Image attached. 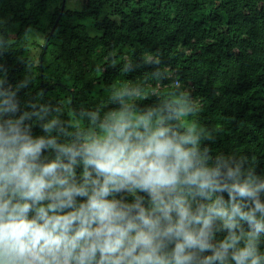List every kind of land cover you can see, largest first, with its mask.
<instances>
[{
  "label": "trees",
  "instance_id": "1",
  "mask_svg": "<svg viewBox=\"0 0 264 264\" xmlns=\"http://www.w3.org/2000/svg\"><path fill=\"white\" fill-rule=\"evenodd\" d=\"M61 8L58 0H0V125L23 117L19 126L30 138L78 148L77 134L98 128L109 112L129 105L141 113L159 110L175 97L186 122L196 125L197 166L219 171L222 181V191L210 199L196 195L195 186L191 195L185 190L191 210L217 198L242 211L264 206V0H84L81 9L66 7L61 15ZM33 30L47 35V48L30 39ZM35 46L41 47L38 59L31 54ZM120 88L142 96L113 99ZM53 120L46 133L44 125ZM41 154L58 153L46 143ZM245 184L255 196L233 192V185ZM139 196L148 207L149 194ZM236 219L237 248L254 239L264 255V229ZM209 229V243L219 250L230 230L219 219ZM214 254L205 250L192 264Z\"/></svg>",
  "mask_w": 264,
  "mask_h": 264
},
{
  "label": "clouds",
  "instance_id": "2",
  "mask_svg": "<svg viewBox=\"0 0 264 264\" xmlns=\"http://www.w3.org/2000/svg\"><path fill=\"white\" fill-rule=\"evenodd\" d=\"M125 95H131L125 88L112 92L113 99ZM141 96L135 93V99ZM185 118L175 97L143 113L125 106L109 112L98 128L78 133V148L30 138L19 126L23 117L6 120L0 125V264H192L209 249L215 254L200 264H261L264 255L254 239L237 248L241 236L231 230L237 217L256 232L264 229V206L257 202L254 210L242 211L240 204L225 206L217 198L191 210L185 190L191 195L195 186L196 195L210 199L222 191V181L219 171L197 166L196 125ZM55 124H45L44 131L50 134ZM46 143L58 153L54 158L41 159ZM140 192L149 194L148 207L141 206ZM233 192L256 194L248 184L233 185ZM213 219L230 230L219 250L209 243Z\"/></svg>",
  "mask_w": 264,
  "mask_h": 264
},
{
  "label": "rangeland",
  "instance_id": "3",
  "mask_svg": "<svg viewBox=\"0 0 264 264\" xmlns=\"http://www.w3.org/2000/svg\"><path fill=\"white\" fill-rule=\"evenodd\" d=\"M62 7L63 0H58V4ZM84 0H66V7L70 9H81L83 7ZM30 39L33 41H37L39 44H46L47 35L38 33L37 31L33 30L30 34ZM31 54L33 57L38 59L41 55V47L35 46L31 50ZM137 92V91H136ZM131 93V98H135V93Z\"/></svg>",
  "mask_w": 264,
  "mask_h": 264
},
{
  "label": "water",
  "instance_id": "4",
  "mask_svg": "<svg viewBox=\"0 0 264 264\" xmlns=\"http://www.w3.org/2000/svg\"><path fill=\"white\" fill-rule=\"evenodd\" d=\"M65 8H66V0H63V4H62V8H61V15L64 13ZM61 15L58 17V19H57L55 25L53 26V29H52V31H51V33H50V37L53 35V33H54V31H55V29H56V25H57L58 21L60 20ZM50 37H49V38H50ZM48 42H49V39L46 41V44H45V47H46V48L48 47ZM41 64H43V61L41 62Z\"/></svg>",
  "mask_w": 264,
  "mask_h": 264
},
{
  "label": "built area",
  "instance_id": "5",
  "mask_svg": "<svg viewBox=\"0 0 264 264\" xmlns=\"http://www.w3.org/2000/svg\"><path fill=\"white\" fill-rule=\"evenodd\" d=\"M175 83H176V85H177V84H179V81H176Z\"/></svg>",
  "mask_w": 264,
  "mask_h": 264
}]
</instances>
